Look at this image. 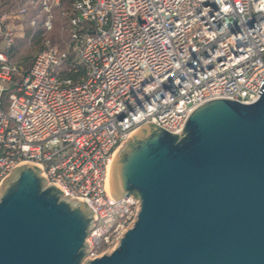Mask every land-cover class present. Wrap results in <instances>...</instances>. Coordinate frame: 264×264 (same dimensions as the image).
<instances>
[{"label": "built area", "instance_id": "built-area-1", "mask_svg": "<svg viewBox=\"0 0 264 264\" xmlns=\"http://www.w3.org/2000/svg\"><path fill=\"white\" fill-rule=\"evenodd\" d=\"M39 2L47 33L60 0ZM36 3L0 12V188L30 163L85 202L92 260L136 219L139 202L108 189L112 158L135 131L152 122L178 134L204 102L258 100L264 0H74L65 49L47 48L23 68L11 50ZM26 23L35 27L36 16Z\"/></svg>", "mask_w": 264, "mask_h": 264}, {"label": "water", "instance_id": "water-1", "mask_svg": "<svg viewBox=\"0 0 264 264\" xmlns=\"http://www.w3.org/2000/svg\"><path fill=\"white\" fill-rule=\"evenodd\" d=\"M258 100L202 103L172 134L146 122L116 151L115 200L139 202L89 260L93 213L25 163L0 188V264H264V84Z\"/></svg>", "mask_w": 264, "mask_h": 264}, {"label": "rangeland", "instance_id": "rangeland-1", "mask_svg": "<svg viewBox=\"0 0 264 264\" xmlns=\"http://www.w3.org/2000/svg\"><path fill=\"white\" fill-rule=\"evenodd\" d=\"M65 0H60V3L58 6H54L52 8V14H53V29L47 33L41 32L40 38H35L32 40L24 39V35L26 33V26L28 25L26 23V19L30 16H36L37 24L38 20H40L43 15L40 13V10L36 6V10L30 11V14L25 17V20H22L21 24L24 28L23 31V37H19L14 42V51L11 52V59L14 63L19 64L23 68H26L29 66L30 62L32 61L33 57L50 47H59L60 49L64 50L65 44L71 39L70 37V28L68 27L67 30L65 28V22L59 18L58 16V8L60 9L65 8V5L68 3L65 2ZM40 4V2H39ZM36 5H38L36 3ZM41 16V17H40ZM29 26V25H28ZM68 38V39H67ZM37 39V40H36Z\"/></svg>", "mask_w": 264, "mask_h": 264}, {"label": "trees", "instance_id": "trees-1", "mask_svg": "<svg viewBox=\"0 0 264 264\" xmlns=\"http://www.w3.org/2000/svg\"><path fill=\"white\" fill-rule=\"evenodd\" d=\"M38 5L34 6V9L36 10V6H38L37 8L39 9V1L40 0H36ZM24 0H0V12L2 11H11V10H15L17 8H19L22 4H23ZM67 2L68 4L65 5V8H58V16H60L59 18H61L64 22H65V28L67 30V28H70L69 25V21L71 18V14H72V3L74 2V0H65L64 3ZM33 8L29 9V14L30 11L34 10ZM28 14V15H29ZM41 17V16H40ZM42 21H43V17L38 20V24L35 27H31V26H26V33L24 35V39H28V40H32L35 38L37 39H41L40 38V34L41 32H43L42 30ZM36 39V40H37ZM68 39V38H67ZM14 51V46L11 50V52ZM72 64V61H68V66Z\"/></svg>", "mask_w": 264, "mask_h": 264}, {"label": "bare ground", "instance_id": "bare-ground-1", "mask_svg": "<svg viewBox=\"0 0 264 264\" xmlns=\"http://www.w3.org/2000/svg\"><path fill=\"white\" fill-rule=\"evenodd\" d=\"M108 189H109V187H108Z\"/></svg>", "mask_w": 264, "mask_h": 264}]
</instances>
